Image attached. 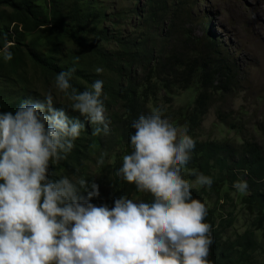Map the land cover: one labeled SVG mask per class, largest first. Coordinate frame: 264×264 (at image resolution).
<instances>
[{
    "label": "clouds",
    "instance_id": "clouds-1",
    "mask_svg": "<svg viewBox=\"0 0 264 264\" xmlns=\"http://www.w3.org/2000/svg\"><path fill=\"white\" fill-rule=\"evenodd\" d=\"M0 53L11 60L7 44ZM74 71L56 74L54 88L71 110L96 125L93 135L108 134L103 81L77 91L70 83ZM53 104L49 92L0 112V264H211L207 209L181 176L193 138L178 135L158 111L140 115L131 123L130 151L116 175L151 199L122 195L111 207L95 205L90 201L99 196L96 183L49 178L50 164L66 158L84 128ZM195 183L210 187L212 178L196 173ZM232 188L244 193L247 182L236 180Z\"/></svg>",
    "mask_w": 264,
    "mask_h": 264
},
{
    "label": "trees",
    "instance_id": "trees-1",
    "mask_svg": "<svg viewBox=\"0 0 264 264\" xmlns=\"http://www.w3.org/2000/svg\"><path fill=\"white\" fill-rule=\"evenodd\" d=\"M63 2L64 0H0V48L7 44L12 53V58L8 61L3 60L0 53V112L14 111L23 100L29 98L43 99L44 94L37 87H54L56 74L69 68L75 69L70 83L77 91L90 90L93 81L102 80L101 99L109 127L108 133L113 134L110 139L118 142L121 151L110 153L114 160L110 165H105L108 148L104 149V144L107 134L93 135L96 125L89 124L78 112L71 110L70 101L55 89L52 93L54 99H59L55 95L57 92L61 94V100H54L53 107L63 108L70 118H77L84 123V128L73 142L74 146L66 158L50 164L49 178H80L84 170L89 168L93 156L103 153L99 168L101 174H108L107 192H111L107 193V201L104 203L111 207L115 198L132 193L139 194L140 200L149 201L150 194L138 193L133 184L126 183L116 175L122 156L130 151L129 134L134 132L131 123L148 112L144 96L151 79L140 82L137 74L132 73L131 59L137 58L140 64L146 66L150 61L149 55L144 47L135 46L129 60L119 63L114 61L115 55L97 51L92 57H99L96 60L106 73H91L89 64L84 65L79 50L85 46L92 49L95 46L98 49V42L109 39L107 27L99 26L108 16L99 8V3L102 4L103 0H74L69 5ZM166 7L167 0H145L143 12L139 6L132 7L131 12L141 11V21L152 23L151 26L157 31L158 24L164 21L162 12ZM186 38L194 44L191 49H182L184 54L180 55L176 52L178 47H173L174 51H170L161 60L156 59L148 69L152 70L154 77L160 79L164 89H169L171 85L187 88L197 83L199 86L200 91L192 107L179 112L177 122L178 125L186 126V134L195 142L190 159L185 165L189 170L188 178L195 179L196 173L212 178L210 187L190 188L192 197L205 205V197H215L217 200L226 184L234 182L239 176L245 177L249 195L242 197V203L254 214L255 228L264 231V143L259 145L248 141L241 144L228 140L201 141L194 136L212 94H222L236 82L235 63L225 57L221 45L214 37L205 34L203 41L191 36ZM68 41L76 46L75 51L66 50ZM116 43L123 42L118 39ZM107 56L108 62L114 67L113 75L109 79ZM93 62L97 64L96 61ZM27 66L32 68L30 70L34 76L38 75L37 80L44 85H39L27 76L24 69ZM161 75L165 77L162 79ZM259 129L264 140V125L259 126ZM205 207L207 215L204 220L210 225L213 241L207 259L211 264H245L247 258L259 247L254 231L248 229L237 234L232 241H222L221 225H215V209L206 205Z\"/></svg>",
    "mask_w": 264,
    "mask_h": 264
},
{
    "label": "rangeland",
    "instance_id": "rangeland-1",
    "mask_svg": "<svg viewBox=\"0 0 264 264\" xmlns=\"http://www.w3.org/2000/svg\"><path fill=\"white\" fill-rule=\"evenodd\" d=\"M73 1L64 0L63 4L69 5ZM144 3L145 0H103L102 4L99 3V8L108 14L107 19L99 26L107 27L109 39L106 42H98V49L95 46L93 49L85 46L79 50L84 65L89 64L91 73H96L95 69L99 67L102 69L100 73L105 74L104 68L96 60H99V57H92L95 52L115 55L114 61L120 63L129 60L135 46L144 47L149 55V64L145 66L140 64L137 58H133L130 66L140 82L151 79L150 87L144 96L147 115L158 111L162 118H167L177 128L179 135L181 132L186 133V126L177 124L178 114L192 107L200 91L199 86L197 83L187 88L171 85L169 89H164L160 79L154 77V73L148 68L156 59L161 60L170 51H174L173 47H178L176 52L180 55L184 54L182 49H191L194 44L190 43L186 36L203 41L205 34H208L221 45L225 57L235 63L236 82L226 92L212 94L194 136L201 141L228 140L235 144L248 141L263 145L259 126L264 125V0H167L168 7L162 12L164 21L158 24L157 31L151 26L152 23L141 21L140 12L144 10ZM134 6H139L141 11L132 13ZM118 39L123 43H116ZM65 48L76 50V46L69 41ZM185 53L188 55L186 51ZM108 61L107 56V79L112 77L114 71ZM24 69L31 80L44 85L37 80L38 75L34 76L30 66ZM164 77L160 76L162 79ZM37 88L42 95L55 91L53 86L49 89ZM55 95L59 99L54 100H61L60 93L56 92ZM112 137L113 134L108 133L105 138L104 149L108 148L105 165H110L114 160L110 153L121 151L118 142L110 139ZM102 154L93 156L89 168L81 175L86 181L98 185L99 196L91 199L95 205L107 201V193H111L107 192L108 174H101L99 168L98 161H101ZM104 171L106 172V168ZM188 174L189 170L184 166L181 176L189 182L190 188L203 187L196 184L195 179L188 178ZM240 179L247 180L242 176L237 178ZM232 183L222 188L217 200L215 197H205V205L215 209V225H221L222 241H232L237 234H242L248 229L254 231L259 247L247 258L245 264H261L264 262V231L255 228L254 214L242 203V197L248 196L249 191L239 193L232 188ZM127 197L134 201L140 200L139 194L132 193Z\"/></svg>",
    "mask_w": 264,
    "mask_h": 264
}]
</instances>
